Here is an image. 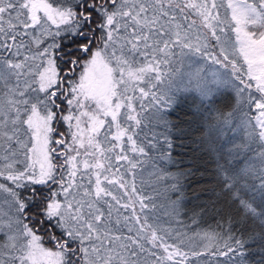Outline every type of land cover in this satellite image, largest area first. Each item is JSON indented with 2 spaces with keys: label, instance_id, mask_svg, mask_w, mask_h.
Segmentation results:
<instances>
[{
  "label": "snow or ice",
  "instance_id": "snow-or-ice-1",
  "mask_svg": "<svg viewBox=\"0 0 264 264\" xmlns=\"http://www.w3.org/2000/svg\"><path fill=\"white\" fill-rule=\"evenodd\" d=\"M177 111L214 154L222 249L170 243L137 186L167 181L179 215ZM0 181V264H264V0H0Z\"/></svg>",
  "mask_w": 264,
  "mask_h": 264
},
{
  "label": "trees",
  "instance_id": "trees-1",
  "mask_svg": "<svg viewBox=\"0 0 264 264\" xmlns=\"http://www.w3.org/2000/svg\"><path fill=\"white\" fill-rule=\"evenodd\" d=\"M53 2H55V0H53ZM63 66L64 65L61 64V67ZM224 95L230 97L232 94L225 91ZM180 107L183 111H194V109H189L188 102L182 104ZM183 111H177L171 117L174 121H177V117H180L181 121H185L183 126L186 134L181 140L177 141V148L174 151V158L177 164L168 166V171L173 173L188 170L193 173L190 177L182 181L184 193L179 208V215L173 214L172 204L168 197L170 196L172 199H175L176 194L166 191L167 181L156 180V178L149 175V171L146 170L143 173V185L140 184L138 179L137 186L138 188H142L143 192L146 194L156 195L158 193L156 215L159 217L160 223L165 225V227L171 226L172 235H166V239H168L170 243L176 238V233H186V235L178 238L183 239L184 243L182 247L186 250H200L209 243L222 249L226 243H231L227 237V228H217L216 223L217 220H220V217L214 215L213 212H200L201 208L210 205L214 199L212 193V188L214 186V177L212 175L214 169V154L210 153L207 138L204 134L197 131L195 126L191 129L188 128L187 122L191 120V117H184ZM123 211L124 210L121 209V212ZM194 212L200 213L196 217L197 223L195 224L192 223ZM165 213H167V215ZM113 220H115V216ZM115 227L114 225V228ZM119 228L125 235L128 234L123 221ZM213 230L219 233L214 240L208 241L203 238V232ZM195 232H200L201 235L197 236L194 234ZM41 234L44 236L43 244L45 247L50 249L55 247L54 242L47 235H44L43 232H41ZM249 258L252 264H259L260 256L255 252V249ZM205 259L213 258L189 257L192 264H195L196 261H204ZM221 259H226V257H221Z\"/></svg>",
  "mask_w": 264,
  "mask_h": 264
},
{
  "label": "rangeland",
  "instance_id": "rangeland-1",
  "mask_svg": "<svg viewBox=\"0 0 264 264\" xmlns=\"http://www.w3.org/2000/svg\"><path fill=\"white\" fill-rule=\"evenodd\" d=\"M53 29H54V27H53ZM241 62V64L243 63L242 62V60L240 61ZM64 67V66H63ZM245 69H246V66H245ZM79 68L77 69V72H79ZM255 82H253V84H254ZM63 107L65 108V109H67V104L65 103L64 105H63ZM75 111V110H74ZM64 114H67V112H65ZM82 119V124H81V126L82 127H84V121H86V118H81ZM55 127L59 130V131H61V132H67L68 131V126H67V124L65 123V122H63V121H61L59 124H56L55 125ZM73 131H75V121H73V129H72ZM87 137V133H85V138ZM55 138H56V134L55 133H53V140H55ZM67 139H68V142H70V137H67ZM53 146H55V147H61V146H56V145H50V147H53ZM83 150H81V152H82ZM53 156H55V154H53ZM20 159H23V157L21 156L20 157ZM81 159H82V157H81ZM0 182H4V183H8L7 181H0ZM37 187H39V186H37ZM109 187H112V186H109ZM6 196V194H4V193H0V207H2L5 211H7L8 210V205L7 204H4L3 203V197H5ZM113 215L115 216L116 214H114L113 213ZM113 216V217H114ZM54 246H55V243H54ZM52 250H56V248L55 247H53L52 248ZM162 251V250H161Z\"/></svg>",
  "mask_w": 264,
  "mask_h": 264
}]
</instances>
